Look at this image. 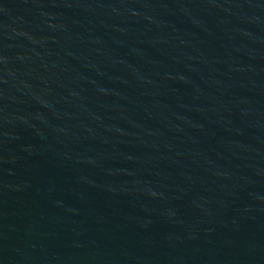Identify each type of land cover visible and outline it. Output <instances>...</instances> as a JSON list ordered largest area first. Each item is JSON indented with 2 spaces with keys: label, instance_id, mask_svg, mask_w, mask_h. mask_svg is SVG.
I'll return each mask as SVG.
<instances>
[{
  "label": "water",
  "instance_id": "obj_1",
  "mask_svg": "<svg viewBox=\"0 0 264 264\" xmlns=\"http://www.w3.org/2000/svg\"><path fill=\"white\" fill-rule=\"evenodd\" d=\"M0 264H264V0H0Z\"/></svg>",
  "mask_w": 264,
  "mask_h": 264
}]
</instances>
